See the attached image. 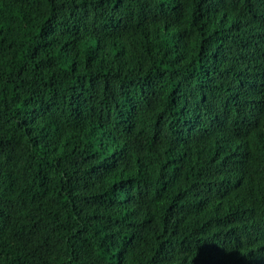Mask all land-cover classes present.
Masks as SVG:
<instances>
[{"label":"trees","instance_id":"obj_1","mask_svg":"<svg viewBox=\"0 0 264 264\" xmlns=\"http://www.w3.org/2000/svg\"><path fill=\"white\" fill-rule=\"evenodd\" d=\"M0 264H264V0H0Z\"/></svg>","mask_w":264,"mask_h":264},{"label":"clouds","instance_id":"obj_2","mask_svg":"<svg viewBox=\"0 0 264 264\" xmlns=\"http://www.w3.org/2000/svg\"><path fill=\"white\" fill-rule=\"evenodd\" d=\"M218 129H219V128H215V127H213L212 131H211V130L208 131L209 137L211 138V140H212V142H213L214 144L217 143V142H216V140H217V139H216V135L214 134V132H216ZM156 142H158V141H156Z\"/></svg>","mask_w":264,"mask_h":264}]
</instances>
